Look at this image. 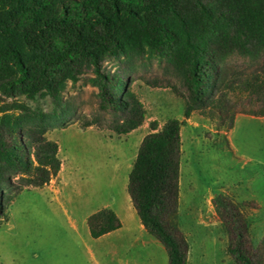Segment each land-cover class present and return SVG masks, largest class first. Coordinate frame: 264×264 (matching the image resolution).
<instances>
[{
	"label": "rangeland",
	"instance_id": "1",
	"mask_svg": "<svg viewBox=\"0 0 264 264\" xmlns=\"http://www.w3.org/2000/svg\"><path fill=\"white\" fill-rule=\"evenodd\" d=\"M104 68L130 82L145 108L142 124L116 133L111 114L99 107L94 74L68 79L62 109L48 117L45 133L58 144L60 169L47 184L27 186L14 198L0 224V264H168L161 242L139 232L135 210L136 220L120 210L118 235L99 239L79 220L86 202L124 206L129 196L122 184L140 142L152 123L159 129L168 118L181 121L178 226L189 245L186 264H237L226 251L229 236L213 202L218 196L237 204L248 224L249 252L264 262V46L224 55L216 88L188 118L189 92L168 56L122 54ZM13 100L46 113L55 107L43 93L8 97L0 91V116ZM128 239L131 251L113 260Z\"/></svg>",
	"mask_w": 264,
	"mask_h": 264
},
{
	"label": "trees",
	"instance_id": "2",
	"mask_svg": "<svg viewBox=\"0 0 264 264\" xmlns=\"http://www.w3.org/2000/svg\"><path fill=\"white\" fill-rule=\"evenodd\" d=\"M260 46L264 0H0V91L8 97L43 93L55 105L49 113L16 100L2 105L0 224L25 187L47 184L60 169L58 144L45 133L48 117L62 109L68 79L92 72L111 128L128 133L142 124L145 108L105 61L128 53L168 56L189 92L188 118L216 88L220 59ZM151 126L129 171L127 193L140 223L164 246L168 264H186L189 245L178 226L181 121ZM213 202L229 236L227 253L237 264H264L249 252L248 224L237 204L225 196ZM86 223L93 238L121 226L108 207L89 214Z\"/></svg>",
	"mask_w": 264,
	"mask_h": 264
},
{
	"label": "crops",
	"instance_id": "3",
	"mask_svg": "<svg viewBox=\"0 0 264 264\" xmlns=\"http://www.w3.org/2000/svg\"><path fill=\"white\" fill-rule=\"evenodd\" d=\"M129 133V132H128ZM127 184V182H125V180H124V183L122 184V189L125 187V185ZM87 203V202H86ZM86 203L84 204V206H82L83 207V210H82V212L80 211L79 213H80V218H79V220H80V223L82 224V225H84V224H87L86 223V219H87V216L89 215V214H91L92 212H94V211H96V210H98V209H100V208H103V207H108V208H111L116 214H117V216L119 217V219H120V221H121V226L119 227V228H117V229H115V230H112V231H110V232H108V233H105V234H103V235H101V236H99V237H97L96 239H99V238H101V237H103V236H108V235H112V234H117L118 235V233L120 232V230L122 229V227H123V222H122V220H121V216H120V210H125L126 209V212H127V215L130 217V218H132V219H134V220H136L135 218V208L133 207V205H132V202H131V200H130V198L129 199H125V202H124V206L123 207H120V206H115L114 204H112V201H110V200H108L107 202H104L103 204H95V205H93V206H89V207H87V205H86ZM57 205H59V207L61 208V206L60 205H62V203H58ZM87 207V208H86ZM57 208V206L55 207V209ZM77 209H78V207H77ZM119 209V210H118ZM135 210V211H134ZM139 218V217H138ZM140 221V220H139ZM88 227V226H87ZM137 227H138V229H139V232L142 234V235H144L145 234V232H147L146 230H145V228L143 227V225L140 223V225H137ZM73 228L75 229V230H77L78 229V227L76 226V224H74L73 225ZM89 231V230H88ZM90 234V233H89ZM93 238V237H92ZM142 243L143 244H145V243H147V241L146 240H144V241H142ZM131 239H128L127 241L125 240V241H121V242H119V244L117 245V247H116V249H115V251H113L114 253H113V255H112V259L114 260L115 259V257H117V258H119V259H122L123 257H124V255L122 254V252H124V253H129L130 251H131ZM76 246H78V247H80L81 245L80 244H75ZM116 251H118V252H116ZM116 253V254H115ZM126 256V255H125ZM110 258V259H111ZM111 259V260H112Z\"/></svg>",
	"mask_w": 264,
	"mask_h": 264
}]
</instances>
